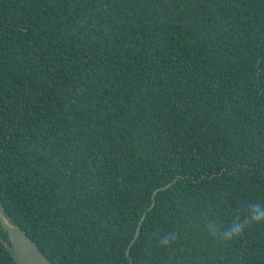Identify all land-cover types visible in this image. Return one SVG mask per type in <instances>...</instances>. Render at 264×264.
<instances>
[{
	"label": "trees",
	"instance_id": "trees-1",
	"mask_svg": "<svg viewBox=\"0 0 264 264\" xmlns=\"http://www.w3.org/2000/svg\"><path fill=\"white\" fill-rule=\"evenodd\" d=\"M178 175L132 264H264V226L207 228L264 201V0H0L12 225L53 264H129Z\"/></svg>",
	"mask_w": 264,
	"mask_h": 264
},
{
	"label": "water",
	"instance_id": "water-1",
	"mask_svg": "<svg viewBox=\"0 0 264 264\" xmlns=\"http://www.w3.org/2000/svg\"><path fill=\"white\" fill-rule=\"evenodd\" d=\"M180 175H178L174 180L167 183L162 187H158L153 192V201L148 209L144 212L143 216L141 217L140 221L138 222L135 235L132 238L131 242L128 245L126 254L130 259V263H133V259L130 255L131 248L137 241L138 237L140 236L142 225L144 220L147 217L148 211L152 210L156 205V194L161 191L169 188L171 185L175 184L178 180ZM0 219L2 220L5 228L9 232L11 242L14 245V250L16 252V261L19 264H53L49 258L40 250L37 243L22 229L15 227L12 225L4 214L0 210Z\"/></svg>",
	"mask_w": 264,
	"mask_h": 264
},
{
	"label": "clouds",
	"instance_id": "clouds-1",
	"mask_svg": "<svg viewBox=\"0 0 264 264\" xmlns=\"http://www.w3.org/2000/svg\"><path fill=\"white\" fill-rule=\"evenodd\" d=\"M252 226H264V201L247 205L243 213L237 211L235 219L230 224L218 226L215 223H210L207 228L223 242L230 243L241 240ZM169 243V238L161 241L163 245H168Z\"/></svg>",
	"mask_w": 264,
	"mask_h": 264
}]
</instances>
